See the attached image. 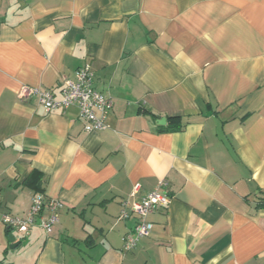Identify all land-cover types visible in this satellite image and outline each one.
I'll return each mask as SVG.
<instances>
[{
  "label": "crops",
  "instance_id": "obj_1",
  "mask_svg": "<svg viewBox=\"0 0 264 264\" xmlns=\"http://www.w3.org/2000/svg\"><path fill=\"white\" fill-rule=\"evenodd\" d=\"M84 65L113 99L108 128L19 98H60ZM35 171L58 221L9 231L4 215L25 216L40 192ZM163 179L168 206L125 250L136 217L120 218L123 201ZM5 263L264 264V0H0Z\"/></svg>",
  "mask_w": 264,
  "mask_h": 264
},
{
  "label": "built area",
  "instance_id": "obj_2",
  "mask_svg": "<svg viewBox=\"0 0 264 264\" xmlns=\"http://www.w3.org/2000/svg\"><path fill=\"white\" fill-rule=\"evenodd\" d=\"M60 84V98H55L50 90L30 86L22 87L19 98H37L46 111L75 106L79 109L80 117L86 121V131L108 128L107 119L114 102L94 85L93 72L89 65L79 67L75 71V78H62ZM167 185L168 182L163 179L141 201H123L120 218H129L132 214L136 217L135 227L123 237L125 250L134 249L140 239L152 234L154 224L149 220V215L161 207L168 206L170 197L165 189ZM61 207L62 202L58 199H51L42 191L35 192L32 205L25 216L6 214L3 221L12 230L25 235L30 233L33 226H40L47 233H51L58 221L57 212ZM46 209H49L51 214L46 215Z\"/></svg>",
  "mask_w": 264,
  "mask_h": 264
},
{
  "label": "trees",
  "instance_id": "obj_3",
  "mask_svg": "<svg viewBox=\"0 0 264 264\" xmlns=\"http://www.w3.org/2000/svg\"><path fill=\"white\" fill-rule=\"evenodd\" d=\"M179 117H171V119H177ZM176 129H182V126L177 127ZM43 175L40 172L35 171L29 181L28 184L32 185L33 188H35L36 191H42L41 184H42ZM9 231H11V228H9ZM5 264H11V263H5Z\"/></svg>",
  "mask_w": 264,
  "mask_h": 264
},
{
  "label": "water",
  "instance_id": "obj_4",
  "mask_svg": "<svg viewBox=\"0 0 264 264\" xmlns=\"http://www.w3.org/2000/svg\"><path fill=\"white\" fill-rule=\"evenodd\" d=\"M160 122L165 123L166 118H162ZM9 239H10V248L14 249L16 246H18L19 243L16 241V236L13 233L10 234Z\"/></svg>",
  "mask_w": 264,
  "mask_h": 264
},
{
  "label": "rangeland",
  "instance_id": "obj_5",
  "mask_svg": "<svg viewBox=\"0 0 264 264\" xmlns=\"http://www.w3.org/2000/svg\"><path fill=\"white\" fill-rule=\"evenodd\" d=\"M19 252H17V254H18Z\"/></svg>",
  "mask_w": 264,
  "mask_h": 264
}]
</instances>
